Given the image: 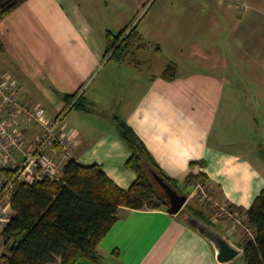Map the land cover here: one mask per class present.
<instances>
[{"label": "crops", "instance_id": "obj_1", "mask_svg": "<svg viewBox=\"0 0 264 264\" xmlns=\"http://www.w3.org/2000/svg\"><path fill=\"white\" fill-rule=\"evenodd\" d=\"M249 3L251 8L239 13L221 0H28L0 22V78L13 77L24 102L44 108L50 117L63 111L60 106L50 114L52 95L61 101L65 95H82L85 107L79 111L85 113L87 106L102 103L106 89L96 85L88 95L90 85L81 92L109 59L107 33L136 28L138 45L146 48L133 49L119 65L153 47L177 71L171 81L162 78L167 68L148 76L123 120L169 177L183 183L190 163L204 160L213 193L206 196L214 206L248 210L264 189V150L258 141L264 137V0ZM134 19L139 20L135 27ZM236 39L246 41V47ZM255 47L263 54L252 55ZM233 53L250 63V77L260 85H224ZM134 62L137 68L148 64L145 57ZM44 81L52 88L40 85ZM74 120L65 128L74 142L72 160L100 165L118 186L129 189L137 174L125 167L131 152L118 134L101 132L89 141L83 116ZM37 128L20 130L31 139ZM199 186L189 201L202 196ZM186 218L164 209L121 207L118 222L100 244L99 262L78 264H219L212 244ZM230 218L214 217L213 223L238 245L241 232Z\"/></svg>", "mask_w": 264, "mask_h": 264}, {"label": "trees", "instance_id": "obj_2", "mask_svg": "<svg viewBox=\"0 0 264 264\" xmlns=\"http://www.w3.org/2000/svg\"><path fill=\"white\" fill-rule=\"evenodd\" d=\"M27 1L0 0V22ZM139 40L136 28H127L118 35L108 32L106 56L109 60L121 62L133 49L146 48L144 44L138 45ZM176 71L177 66L169 64L162 78L171 81ZM62 97L68 106L72 104L70 110L83 107V96L78 97V93ZM115 121L119 138L131 152L125 167L137 174L132 186L123 189L100 165L83 166L74 160L65 166L60 180L45 179L33 184L18 182L12 198L13 217L1 236L7 249L2 256L6 264H56L59 260L60 264L98 263L100 244L118 222L121 207L168 209L167 195L153 178V173L182 195L190 197L201 185L206 194L213 196L207 186L206 161L191 162L189 175L180 183L163 171L125 120L115 117ZM196 168L200 170L195 172ZM2 174L10 178L13 172L3 171ZM197 196L202 197L196 194L193 198ZM208 197L203 198L198 207L189 205L190 200L179 215L184 216L190 211L213 226L214 217L217 220L224 216L230 218ZM228 208L230 213L243 219V225L239 226L241 240L238 246L244 250V261L246 264H264V189L250 209ZM114 253L119 254L118 251Z\"/></svg>", "mask_w": 264, "mask_h": 264}, {"label": "built area", "instance_id": "obj_3", "mask_svg": "<svg viewBox=\"0 0 264 264\" xmlns=\"http://www.w3.org/2000/svg\"><path fill=\"white\" fill-rule=\"evenodd\" d=\"M236 12L251 8L249 0H221ZM63 112L53 118L42 107L24 102L18 83L6 77L0 78V236L13 217L12 198L18 182L33 184L49 179L60 180L65 166L72 161L74 142L65 131ZM39 128L31 139L20 127ZM11 171L8 178L2 172ZM202 198L206 193L201 186ZM222 210L233 218L234 227L243 225L238 214H232L227 206ZM0 253V264H6Z\"/></svg>", "mask_w": 264, "mask_h": 264}, {"label": "rangeland", "instance_id": "obj_4", "mask_svg": "<svg viewBox=\"0 0 264 264\" xmlns=\"http://www.w3.org/2000/svg\"><path fill=\"white\" fill-rule=\"evenodd\" d=\"M39 18V16L35 17L36 20H38ZM138 22L139 20L134 19V27L138 24ZM47 29L49 30V27ZM235 42L240 45V47L243 46V48H245L247 45L246 41L245 43H243L241 40L238 41L236 39ZM259 51L261 52L260 54H263L262 49H259L257 47L253 48L252 55L257 54ZM142 57H145L148 60V64L146 66L143 65L137 68L134 64V60H141ZM165 58V53L160 56L157 54V52L154 51L153 47L152 51L147 52V54H140L139 56L137 55L134 57L129 56L127 62L123 66H120L117 61H109V59L107 58L100 69L93 75L87 86H85V88L81 90V92H83L91 85V89L89 88V90H87V92H89L88 95H90L91 90H93L96 85H104L103 88L106 89L102 90V103L98 105L96 104L94 106L90 105V108L87 106V109H85L86 112L84 113L79 111L80 109L84 108V103H82L83 107L70 110L72 104L68 106L67 103L60 100V95H58L57 97L52 95V98L50 100L51 105H49V109H47L51 115H54L55 113H57L58 108L60 106L62 107L63 115H65L62 125H64L65 128L68 127L69 123H75L74 119L77 115H82L85 122L87 123L84 124V131L89 141L94 140V137H96L101 132L114 131L118 134V128L116 122L114 121V115H117L120 119H123L122 117L125 115V113L133 109L136 99L142 95L143 85H147L148 83V76L151 77L152 75H155L157 71L160 72L167 68L168 65L166 64L168 62L165 60ZM167 58L169 60V57ZM233 60L234 65L230 67V72L226 75L229 81L228 83H224V85H260V83H256V81L250 77V70L252 69V67L250 66L249 62L247 64L246 62H241L239 60V57L234 53L232 62ZM155 62H158V64H156ZM187 71L190 74L193 73L190 69ZM194 74L195 73H193L191 76H194ZM11 79L14 78L11 77ZM40 85H44L46 89L52 88V85L49 82L44 81ZM246 92L248 95H250V92ZM60 94L62 93L60 92ZM250 98L252 100L253 96L250 95ZM111 104H114V107L111 108ZM60 111L61 109L59 110V112ZM112 122L115 124V129H111L113 127V125L111 124ZM261 125H264V123H261ZM259 140H261V151H263L264 137L259 138L258 141ZM198 197L199 196L195 197V199L193 198L194 200H192L189 205L194 204L197 207L200 203H203L204 199L202 197ZM188 203L189 201L187 202V204ZM229 234H231L230 236L232 238L236 239L232 233ZM2 244L3 241L0 236V245L2 246ZM0 251L1 253H5L7 252V249H2L0 247ZM231 264H246V262L244 261V258L239 257Z\"/></svg>", "mask_w": 264, "mask_h": 264}, {"label": "water", "instance_id": "obj_5", "mask_svg": "<svg viewBox=\"0 0 264 264\" xmlns=\"http://www.w3.org/2000/svg\"><path fill=\"white\" fill-rule=\"evenodd\" d=\"M152 176L167 195L169 204L167 209L168 213L178 215L185 209L189 197L180 194L157 174L153 173ZM186 217L187 223L212 244L219 264H230L243 256L244 250L217 227L208 224L190 211L186 212Z\"/></svg>", "mask_w": 264, "mask_h": 264}]
</instances>
